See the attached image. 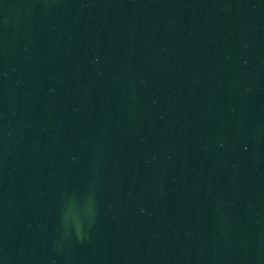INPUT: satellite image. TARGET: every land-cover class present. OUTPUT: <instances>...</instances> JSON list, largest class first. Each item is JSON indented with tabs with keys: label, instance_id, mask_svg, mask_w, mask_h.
Segmentation results:
<instances>
[{
	"label": "water",
	"instance_id": "obj_1",
	"mask_svg": "<svg viewBox=\"0 0 264 264\" xmlns=\"http://www.w3.org/2000/svg\"><path fill=\"white\" fill-rule=\"evenodd\" d=\"M0 264H264V0H0Z\"/></svg>",
	"mask_w": 264,
	"mask_h": 264
}]
</instances>
